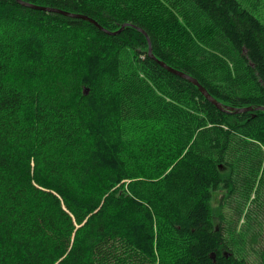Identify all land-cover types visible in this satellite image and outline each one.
<instances>
[{"label": "trees", "instance_id": "obj_1", "mask_svg": "<svg viewBox=\"0 0 264 264\" xmlns=\"http://www.w3.org/2000/svg\"><path fill=\"white\" fill-rule=\"evenodd\" d=\"M260 107L264 0H0V264H264Z\"/></svg>", "mask_w": 264, "mask_h": 264}, {"label": "water", "instance_id": "obj_2", "mask_svg": "<svg viewBox=\"0 0 264 264\" xmlns=\"http://www.w3.org/2000/svg\"><path fill=\"white\" fill-rule=\"evenodd\" d=\"M85 18V17H84ZM85 19H88V18H85ZM89 20V19H88ZM94 24H97L94 22ZM149 41V40H148ZM148 54L152 57L151 55V49H150V43H149V49H148ZM160 65H162L165 69H167L169 72L183 78V79H186L188 80L189 82H191L192 84H194L201 92V94L208 100L210 101L216 108H218L219 110H228V109H231L232 111L236 112V113H239V112H245V111H250L251 108H246V109H239V111H235L233 110L232 108L230 107H223L220 103H218L214 98H212V96L202 87L199 85V83L192 77L186 75L185 73L183 72H180L178 70H174L168 66H166L165 64H163L162 62H160ZM260 110H263L264 111V108L260 107L259 108Z\"/></svg>", "mask_w": 264, "mask_h": 264}, {"label": "rangeland", "instance_id": "obj_3", "mask_svg": "<svg viewBox=\"0 0 264 264\" xmlns=\"http://www.w3.org/2000/svg\"><path fill=\"white\" fill-rule=\"evenodd\" d=\"M216 202L217 201L214 200V204H216ZM232 206L233 205L230 204V206L227 209L225 207L224 211H225L226 214H228L227 216H229V217H231V218H233L235 220V217L232 215V212H231L232 211ZM249 206H251V205H249ZM262 215H263V213H262ZM235 226L236 225L234 224V228H235ZM237 227L238 228L241 227V229L243 227H245V225L243 224V221L242 220L239 221V223L237 224ZM261 231L262 232H260V237H259L258 241L254 244V249L256 251L262 250L264 248V222H263V226H262V230ZM248 261H249V264H258V262H259V260L257 259V256H249L248 257Z\"/></svg>", "mask_w": 264, "mask_h": 264}]
</instances>
